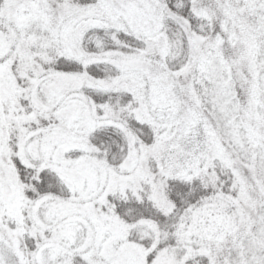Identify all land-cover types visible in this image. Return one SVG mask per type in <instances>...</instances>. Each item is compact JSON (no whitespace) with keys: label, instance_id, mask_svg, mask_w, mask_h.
Wrapping results in <instances>:
<instances>
[{"label":"snow or ice","instance_id":"6c2138e0","mask_svg":"<svg viewBox=\"0 0 264 264\" xmlns=\"http://www.w3.org/2000/svg\"><path fill=\"white\" fill-rule=\"evenodd\" d=\"M0 264H264V0H0Z\"/></svg>","mask_w":264,"mask_h":264}]
</instances>
